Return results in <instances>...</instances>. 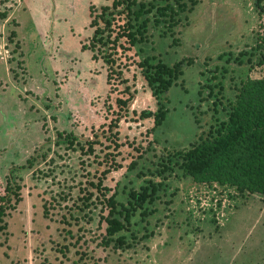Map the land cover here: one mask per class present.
<instances>
[{"label": "rangeland", "instance_id": "1", "mask_svg": "<svg viewBox=\"0 0 264 264\" xmlns=\"http://www.w3.org/2000/svg\"><path fill=\"white\" fill-rule=\"evenodd\" d=\"M263 25L255 0H0V181L18 194L0 264H264V196L197 183L177 155L264 78ZM111 197L130 215L113 238Z\"/></svg>", "mask_w": 264, "mask_h": 264}, {"label": "trees", "instance_id": "2", "mask_svg": "<svg viewBox=\"0 0 264 264\" xmlns=\"http://www.w3.org/2000/svg\"><path fill=\"white\" fill-rule=\"evenodd\" d=\"M255 6L263 17L264 0H255ZM255 50V65L264 67V31L258 37ZM161 70L157 69L156 74L150 76V81L159 84L157 88L167 91L170 81L166 75L172 69L161 66ZM141 116H155V126L160 127L166 119V112L153 114L144 111ZM177 155L184 175L197 183H218L264 196V78L245 81L231 106L228 119L216 133L179 151ZM17 196V189L11 183L5 187L0 181V231L5 229L4 218L14 208L13 200ZM149 196L147 190L133 193L135 208H142ZM108 204L112 214L107 219V235L113 238L125 229L130 215L129 209L118 203L115 197H111ZM119 205L123 206L121 218L113 215ZM119 240L124 242L121 237Z\"/></svg>", "mask_w": 264, "mask_h": 264}]
</instances>
